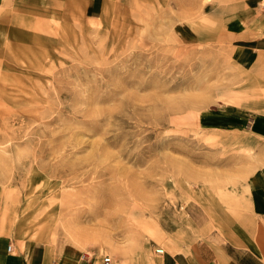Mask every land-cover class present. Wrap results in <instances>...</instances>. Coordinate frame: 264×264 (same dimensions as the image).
<instances>
[{"label":"rangeland","instance_id":"1","mask_svg":"<svg viewBox=\"0 0 264 264\" xmlns=\"http://www.w3.org/2000/svg\"><path fill=\"white\" fill-rule=\"evenodd\" d=\"M51 3L36 2L59 15L0 27V220L8 213L56 253L126 264L217 229L229 208L243 216L264 134L250 120L219 124L231 101L264 107V76L231 66L210 34L179 44L176 23L209 2L104 0L91 17L85 0Z\"/></svg>","mask_w":264,"mask_h":264},{"label":"crops","instance_id":"2","mask_svg":"<svg viewBox=\"0 0 264 264\" xmlns=\"http://www.w3.org/2000/svg\"><path fill=\"white\" fill-rule=\"evenodd\" d=\"M37 1L52 2L59 9L60 2L72 7L76 0H0V27H4L7 33L12 32L13 27L19 24L15 18H23L29 12L41 14L49 11L52 16L59 15L58 10L45 5L37 6ZM102 1L85 0L83 13L93 16L100 10ZM206 1L209 4H206L208 7L202 14H192L191 19L176 23L174 32L179 44L191 46L199 42L201 36L210 34L204 38L229 47L231 66L247 76L254 71L256 76H264V0ZM29 2H35V5ZM230 105L228 121L221 120L219 125L233 131L246 130L245 124L250 120L251 132L263 136V106L255 109L232 101ZM208 118L206 112L199 113L198 123L203 124ZM258 146L259 164L242 183L246 207L243 216L233 215L229 208L225 217L217 221V229H208L188 244L174 239L173 242H166L162 254L155 252L158 245L134 250L128 255L130 260L126 264H264V144L259 143ZM20 228L8 213L0 220V264H105L97 252L91 254L78 247L69 246L56 253L38 234L23 233ZM108 264H112V259Z\"/></svg>","mask_w":264,"mask_h":264},{"label":"built area","instance_id":"3","mask_svg":"<svg viewBox=\"0 0 264 264\" xmlns=\"http://www.w3.org/2000/svg\"><path fill=\"white\" fill-rule=\"evenodd\" d=\"M7 248L10 249V245H8ZM155 252L157 254H162L164 252V250H163L162 247L158 246V247L155 248ZM110 261H111V257L109 255L105 254L103 256V263L108 264Z\"/></svg>","mask_w":264,"mask_h":264},{"label":"bare ground","instance_id":"4","mask_svg":"<svg viewBox=\"0 0 264 264\" xmlns=\"http://www.w3.org/2000/svg\"><path fill=\"white\" fill-rule=\"evenodd\" d=\"M131 198H133V197H131Z\"/></svg>","mask_w":264,"mask_h":264}]
</instances>
